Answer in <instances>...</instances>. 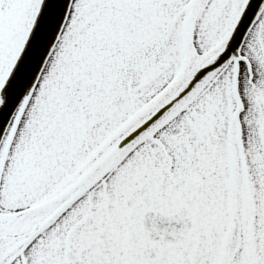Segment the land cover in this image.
Returning a JSON list of instances; mask_svg holds the SVG:
<instances>
[{
    "label": "snow or ice",
    "instance_id": "obj_1",
    "mask_svg": "<svg viewBox=\"0 0 264 264\" xmlns=\"http://www.w3.org/2000/svg\"><path fill=\"white\" fill-rule=\"evenodd\" d=\"M0 264H264V0H0Z\"/></svg>",
    "mask_w": 264,
    "mask_h": 264
}]
</instances>
